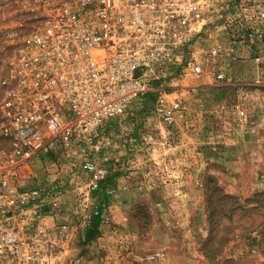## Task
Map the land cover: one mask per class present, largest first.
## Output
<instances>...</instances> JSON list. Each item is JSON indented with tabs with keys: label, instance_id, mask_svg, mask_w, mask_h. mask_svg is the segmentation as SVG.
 Returning a JSON list of instances; mask_svg holds the SVG:
<instances>
[{
	"label": "rangeland",
	"instance_id": "374dc122",
	"mask_svg": "<svg viewBox=\"0 0 264 264\" xmlns=\"http://www.w3.org/2000/svg\"><path fill=\"white\" fill-rule=\"evenodd\" d=\"M245 2L214 14L196 53L204 73L162 76L87 153L35 163L22 188L54 179L63 191L31 235L46 264H264V26ZM86 160L108 170L98 188Z\"/></svg>",
	"mask_w": 264,
	"mask_h": 264
},
{
	"label": "built area",
	"instance_id": "2783aa9c",
	"mask_svg": "<svg viewBox=\"0 0 264 264\" xmlns=\"http://www.w3.org/2000/svg\"><path fill=\"white\" fill-rule=\"evenodd\" d=\"M224 1L0 3V264H46L31 235L43 231L46 200L59 204L63 191L54 179L48 188H22L36 176L35 163L54 153H87L110 120L159 90L162 76L204 73L196 53ZM247 4L264 26V0ZM221 51L216 44L207 53ZM164 115L174 121L171 111ZM83 167L98 188L107 168L93 160Z\"/></svg>",
	"mask_w": 264,
	"mask_h": 264
},
{
	"label": "trees",
	"instance_id": "16d2710c",
	"mask_svg": "<svg viewBox=\"0 0 264 264\" xmlns=\"http://www.w3.org/2000/svg\"><path fill=\"white\" fill-rule=\"evenodd\" d=\"M93 225H94L95 229H97V230L99 229V227H100V216L99 215L94 216Z\"/></svg>",
	"mask_w": 264,
	"mask_h": 264
}]
</instances>
